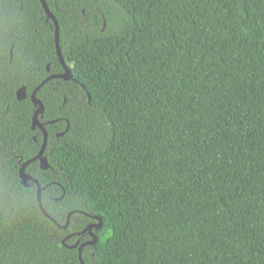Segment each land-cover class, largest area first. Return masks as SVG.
Returning a JSON list of instances; mask_svg holds the SVG:
<instances>
[{
  "label": "trees",
  "instance_id": "obj_1",
  "mask_svg": "<svg viewBox=\"0 0 264 264\" xmlns=\"http://www.w3.org/2000/svg\"><path fill=\"white\" fill-rule=\"evenodd\" d=\"M46 1L73 78L26 172L89 215L21 181L63 67L41 1L0 0V264H82L90 215L85 264H264V0Z\"/></svg>",
  "mask_w": 264,
  "mask_h": 264
},
{
  "label": "water",
  "instance_id": "obj_2",
  "mask_svg": "<svg viewBox=\"0 0 264 264\" xmlns=\"http://www.w3.org/2000/svg\"><path fill=\"white\" fill-rule=\"evenodd\" d=\"M40 1H41L42 5H43V8H44L46 14H47V18L51 19L53 21V23H54L56 53H57L59 61L62 64L63 71L60 72V73H52V74L48 75L46 78H44V80L41 83H39L35 88H33V90L30 93V98H31V100H32V102H33V104L35 106V111H34V114H33V117H32V129L35 130V129L38 128V129H40L42 131V133H43V141L41 143V147H40L38 153L34 157H32V158H30L28 160H25L24 162L21 163V166L19 168V174H20V177H21V181H22V183L24 185L28 186L29 185V180L33 181L36 184V186H37V199H38L41 211L49 219H51L57 226H59L60 228H67V226L69 225V222H70V217H71V215L73 213L79 212V213H83V214H86V215H89V214L85 213V212H83L81 210H78V209L77 210H73V211L68 213L67 220H66L65 224H63V225L60 224L55 218H53L48 213V211L43 206L41 195H42V190H43V188H45V186L42 187L41 183L39 182V180L37 178H35L34 176H32L31 174L26 172V167L31 162H34V161H39V165H40V167L42 169H48L50 167L48 159H47V157L45 155V150H46L47 143H48V131H47L46 127H45V122L41 121V118L43 117L45 106H44L43 101L37 96V94H38L39 90L49 80H51L53 78H61V79H64V80H70V79L73 78L72 70L68 66V64L66 63L65 58H64L63 53H62V50H61V46H60V25H59L58 19L55 16V14L52 12V10L50 9L47 1L46 0H40ZM104 25H105V23H104ZM47 70L48 71L50 70V64L47 65ZM74 80H76V79H74ZM82 87L86 89V87L84 85H82ZM16 95H17L18 100L27 98V96H28L27 87L25 85L21 86L17 90ZM88 96H89V100H90L89 93H88ZM55 121H56V119L49 120V121H47V123H54ZM68 129H69V122L67 121V128L64 131L59 132L58 136L63 135ZM34 139H36V137H34ZM90 216L95 218L97 220V222L90 223L86 228H84V230H82V231L77 233V234L80 235V234L89 232V234L92 236L91 240L83 242L80 245V247H79V259H80L82 264H85V262L83 260V257H82L83 247L85 245H87V244H94L98 240L97 236L95 235V233L93 232L92 229L93 228H97L98 229V228L103 226V220H102V218L100 216H98V215H90ZM70 236H71V234L67 235L65 237V239L63 240V243H65L66 239H68ZM77 244H79L78 241L74 245H71L70 247H76Z\"/></svg>",
  "mask_w": 264,
  "mask_h": 264
},
{
  "label": "flooded vegetation",
  "instance_id": "obj_3",
  "mask_svg": "<svg viewBox=\"0 0 264 264\" xmlns=\"http://www.w3.org/2000/svg\"><path fill=\"white\" fill-rule=\"evenodd\" d=\"M92 223H95V222H92ZM86 241H89V240H86ZM86 241H84V242H86ZM84 247H85V246H84ZM84 247H83V248H84Z\"/></svg>",
  "mask_w": 264,
  "mask_h": 264
}]
</instances>
